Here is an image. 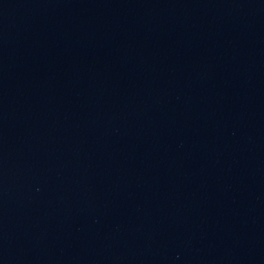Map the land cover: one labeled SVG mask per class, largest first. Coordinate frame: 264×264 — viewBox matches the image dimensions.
Here are the masks:
<instances>
[{
    "label": "water",
    "instance_id": "1",
    "mask_svg": "<svg viewBox=\"0 0 264 264\" xmlns=\"http://www.w3.org/2000/svg\"><path fill=\"white\" fill-rule=\"evenodd\" d=\"M0 264H264V0H0Z\"/></svg>",
    "mask_w": 264,
    "mask_h": 264
}]
</instances>
